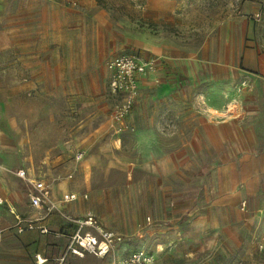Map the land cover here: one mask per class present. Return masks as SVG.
<instances>
[{"label": "rangeland", "instance_id": "obj_1", "mask_svg": "<svg viewBox=\"0 0 264 264\" xmlns=\"http://www.w3.org/2000/svg\"><path fill=\"white\" fill-rule=\"evenodd\" d=\"M255 4L264 5V0H190L156 18L135 0H83L80 8L58 0L56 13L13 12L9 20L1 15L0 167L11 162L13 173L25 167L46 176L58 200L69 191L88 193V200L77 201L79 207L93 204L90 211L104 225L125 226L117 252L128 245L126 255L150 252L155 264H264V208H229L221 229L196 225L187 215L174 221L170 208H126L119 222L118 210L104 208V185L126 188L129 175L142 183L150 173L141 168L139 156L119 161L115 146L109 145L111 134L98 130L107 128L113 107L108 63L117 51L162 56L161 46L168 45L163 48L169 53L200 58L205 44L210 53L225 44L231 23L239 30L245 8ZM259 34L264 37V26ZM43 45L58 46V78L37 83L33 77L40 65L30 56ZM77 149L86 152L79 164ZM62 256L56 264H69L62 263Z\"/></svg>", "mask_w": 264, "mask_h": 264}, {"label": "crops", "instance_id": "obj_2", "mask_svg": "<svg viewBox=\"0 0 264 264\" xmlns=\"http://www.w3.org/2000/svg\"><path fill=\"white\" fill-rule=\"evenodd\" d=\"M144 1L148 11L163 18L190 0ZM82 2L73 6L80 8ZM13 12L56 13L58 0H0V19L1 15L11 19ZM243 13L244 25L235 32L231 23L225 44L215 47L216 54L210 53V44L202 47L200 58L169 53L163 48L168 45L161 46L162 56L138 50L159 56L162 61L158 70L140 80L139 101L121 132L113 130L110 115L107 128L98 129L111 134L109 145L115 146L113 152L119 161L139 156L141 168L150 173L142 183H135L129 175L126 188L104 185V208L118 210L119 222L126 208H170L174 221L187 215L196 225L221 229L223 213L229 208L237 212L243 202L245 208H264V37L259 34L264 26V5L246 7ZM259 13L261 19L255 20ZM36 53L30 56L40 65L33 79L37 83L45 78L57 79L58 46H39ZM244 81L249 82L248 89L241 88V84L235 87ZM29 189L25 180L11 172V162H4L0 167V264H38V256L45 259L43 264H56L58 257L66 253L73 218L94 208L93 204L79 207L77 201L88 200V193L69 191L66 194L78 193L80 198L62 204L61 211L38 222L47 226L49 233L38 229L19 232L18 218H42L44 214L32 206ZM83 194L88 198L81 197ZM54 195L52 185V198L59 201ZM102 224L126 237L119 232L125 226ZM137 225L135 219L130 231ZM128 247L124 245L122 252L116 247L114 254L126 256ZM111 256L69 253L66 260L69 264H111Z\"/></svg>", "mask_w": 264, "mask_h": 264}, {"label": "built area", "instance_id": "obj_3", "mask_svg": "<svg viewBox=\"0 0 264 264\" xmlns=\"http://www.w3.org/2000/svg\"><path fill=\"white\" fill-rule=\"evenodd\" d=\"M139 7H144V0H135ZM74 6H77L79 0H69ZM262 15L256 14L255 20L261 19ZM161 58L155 55H145L138 50L122 49L119 50L108 63V89L109 96L113 101V107L110 114L111 126L115 132H121L123 123L130 115L140 98V80L149 73L158 70L161 64ZM247 81L241 83V88H249ZM86 152L77 150L74 154L76 164L82 162ZM76 168L74 171H77ZM18 177L25 180L29 185L28 196L32 206L43 210L42 218H18V231L38 229L41 233H49L45 225H39L45 217L55 211H61L62 204L76 201L80 198L78 193L65 194L61 200L55 201L52 198V183L46 177H39L36 174L29 173L26 169L20 168L16 171ZM69 178H73L70 174ZM87 199L86 194L81 195ZM246 207V202L242 204ZM72 232L69 234V244L66 253L62 256V263L66 261L67 254H73L83 257L90 253L97 257L104 258L115 253L116 247L121 243L124 237L118 232L106 228L101 223L97 215L88 212L85 215L74 217ZM44 258L38 256L37 263L43 264ZM111 264H155L154 255L150 252L135 251L129 255L115 257Z\"/></svg>", "mask_w": 264, "mask_h": 264}, {"label": "bare ground", "instance_id": "obj_4", "mask_svg": "<svg viewBox=\"0 0 264 264\" xmlns=\"http://www.w3.org/2000/svg\"><path fill=\"white\" fill-rule=\"evenodd\" d=\"M6 144V143H5ZM162 248V247H161Z\"/></svg>", "mask_w": 264, "mask_h": 264}]
</instances>
